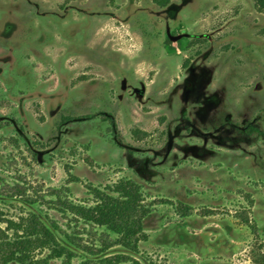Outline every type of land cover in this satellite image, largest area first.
<instances>
[{"label":"rangeland","instance_id":"obj_1","mask_svg":"<svg viewBox=\"0 0 264 264\" xmlns=\"http://www.w3.org/2000/svg\"><path fill=\"white\" fill-rule=\"evenodd\" d=\"M123 178L150 208L133 255L143 264L264 263L256 0H0L6 217L33 211L98 244L102 228L47 201L91 202L89 187ZM77 251L69 264L89 257ZM117 253L129 252L115 245L103 256Z\"/></svg>","mask_w":264,"mask_h":264},{"label":"trees","instance_id":"obj_2","mask_svg":"<svg viewBox=\"0 0 264 264\" xmlns=\"http://www.w3.org/2000/svg\"><path fill=\"white\" fill-rule=\"evenodd\" d=\"M164 6L168 0H153ZM257 6L264 11V0H256ZM67 118L66 120H69ZM251 130H255L252 129ZM12 193L20 195L19 187ZM91 202L75 203L63 201L59 196L48 202L49 208L72 216L76 224L80 222L92 227L102 228L104 232L97 239L98 244H90L80 236L63 231L56 221L45 222L33 211L19 214L16 219L6 217L0 208V264H50L51 260L61 259L64 263L78 255L81 250L89 255L80 264H143L133 255L140 254V243L148 236L143 229V220L150 208L144 203L145 197L141 186L132 179H119L107 185L105 189L89 187ZM12 196V195H11ZM33 203L34 199H24ZM180 209V210H179ZM182 214L187 210L177 207ZM248 224V215L243 216ZM1 224H4L3 226ZM63 234L70 246L63 244L56 231ZM110 234L114 237L111 238ZM120 246L126 253L105 255L109 248ZM132 254V255H131ZM264 260V255H261ZM150 264H154L149 260ZM264 264V263H259Z\"/></svg>","mask_w":264,"mask_h":264}]
</instances>
